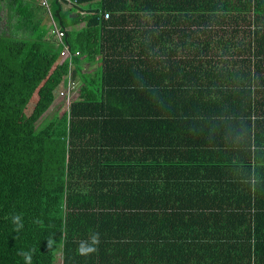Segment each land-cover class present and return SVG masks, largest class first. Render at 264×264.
<instances>
[{"label":"trees","instance_id":"1","mask_svg":"<svg viewBox=\"0 0 264 264\" xmlns=\"http://www.w3.org/2000/svg\"><path fill=\"white\" fill-rule=\"evenodd\" d=\"M49 12L80 55L20 120L61 45L39 0H0V264H264V0ZM69 66L61 134L40 118Z\"/></svg>","mask_w":264,"mask_h":264},{"label":"rangeland","instance_id":"2","mask_svg":"<svg viewBox=\"0 0 264 264\" xmlns=\"http://www.w3.org/2000/svg\"><path fill=\"white\" fill-rule=\"evenodd\" d=\"M64 7H66L64 5ZM84 57V56H82ZM60 60L56 61L53 66L51 67V69L49 70L47 76L43 79V81L41 82V84L39 85V87L35 90V92L32 94L31 98L29 99L28 103L26 104L23 113L20 117V120H24L25 118H27L39 95L40 92L42 90V88L44 87L47 79L50 77V75L52 74V72L56 69V67L58 66ZM97 65V61L94 60L93 62H91L89 65H87V69H94V67H96ZM60 89L62 90V85H59L54 92L51 94V97H49V107L47 109V111L42 115V117L40 118H52L54 117V119L56 118L55 124H58L61 128L59 133L64 134L66 128H67V120H68V111H69V105L72 102V100H74L77 97H81L84 96L85 98H88V94L87 92L83 93L79 87L77 86L75 89L72 90L70 97L69 98H65L64 96H61L59 94ZM55 264H61V257L60 254L57 255V259L55 261Z\"/></svg>","mask_w":264,"mask_h":264},{"label":"built area","instance_id":"3","mask_svg":"<svg viewBox=\"0 0 264 264\" xmlns=\"http://www.w3.org/2000/svg\"><path fill=\"white\" fill-rule=\"evenodd\" d=\"M39 2L41 5H43L47 9V12L49 13V19L51 23V33L53 34V42L55 43V45H61V50L59 52L57 61L60 60L59 62H62L64 59L70 60L73 55H80L79 51H75L74 53L71 52L69 45L63 42L64 31L59 28V26L53 20L49 12V0H39ZM103 16L104 18H108L109 13L104 12ZM70 74L71 73H70V66H69L67 73L65 74V81L62 84V90L60 89V92H59V94L61 96H64L65 98L70 97V94L75 86V81L74 79L71 78Z\"/></svg>","mask_w":264,"mask_h":264},{"label":"clouds","instance_id":"4","mask_svg":"<svg viewBox=\"0 0 264 264\" xmlns=\"http://www.w3.org/2000/svg\"><path fill=\"white\" fill-rule=\"evenodd\" d=\"M12 223L16 226L15 231L19 232L23 228L22 216L20 214L13 215L11 217ZM99 244V233H92L90 242H81L78 251L81 255H87L97 250L96 246ZM31 257L27 256V260L30 261Z\"/></svg>","mask_w":264,"mask_h":264},{"label":"crops","instance_id":"5","mask_svg":"<svg viewBox=\"0 0 264 264\" xmlns=\"http://www.w3.org/2000/svg\"><path fill=\"white\" fill-rule=\"evenodd\" d=\"M97 61V60H96ZM93 62V61H92ZM91 62H86V63H84L83 64V67H82V71L83 72H90L92 69H87V65H89ZM97 65H98V61H97ZM97 65H96V67H97ZM95 68V67H94ZM76 81V80H75Z\"/></svg>","mask_w":264,"mask_h":264}]
</instances>
